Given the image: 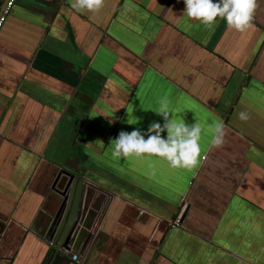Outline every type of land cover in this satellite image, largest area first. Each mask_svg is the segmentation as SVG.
I'll return each mask as SVG.
<instances>
[{"label": "crops", "instance_id": "0c3cea01", "mask_svg": "<svg viewBox=\"0 0 264 264\" xmlns=\"http://www.w3.org/2000/svg\"><path fill=\"white\" fill-rule=\"evenodd\" d=\"M258 5L239 32L190 20L184 0H105L98 12L17 0L0 30V264H264ZM165 98L174 120L202 126L200 163L113 158L121 131L147 139L163 125ZM70 179L84 187L66 243L79 262L56 248Z\"/></svg>", "mask_w": 264, "mask_h": 264}, {"label": "clouds", "instance_id": "9594fccd", "mask_svg": "<svg viewBox=\"0 0 264 264\" xmlns=\"http://www.w3.org/2000/svg\"><path fill=\"white\" fill-rule=\"evenodd\" d=\"M68 3L78 12H98L103 8L105 0H68ZM184 4V14L190 20L200 21L204 26L212 28L219 18L226 20L229 28L239 32L251 26L254 11L259 7L258 0H184ZM155 112L163 117V125L155 121L150 123L147 139L140 129L121 131L111 141L114 142L112 157L157 156L165 159L172 168L196 167L200 163L202 126L197 122L189 125L185 121L174 120L167 98L160 101L159 110ZM238 117L242 121L251 118L243 111L238 113ZM165 130L166 138L161 135ZM224 136V126L218 123L211 140L212 146H222L225 142Z\"/></svg>", "mask_w": 264, "mask_h": 264}, {"label": "water", "instance_id": "95a60500", "mask_svg": "<svg viewBox=\"0 0 264 264\" xmlns=\"http://www.w3.org/2000/svg\"><path fill=\"white\" fill-rule=\"evenodd\" d=\"M71 187V188H70ZM63 191L64 200L60 206L58 214L55 217V227L59 233V241L57 240L56 248H60L63 245H67L71 240L77 221L78 213L81 206V198L83 194L82 182L78 180L70 179ZM71 191L69 192V190ZM64 215V216H63ZM58 223V224H56Z\"/></svg>", "mask_w": 264, "mask_h": 264}, {"label": "built area", "instance_id": "2783aa9c", "mask_svg": "<svg viewBox=\"0 0 264 264\" xmlns=\"http://www.w3.org/2000/svg\"><path fill=\"white\" fill-rule=\"evenodd\" d=\"M17 0H6L5 6L3 8L2 13L0 14V30L5 24L7 16L11 13L13 10ZM175 225L180 224V220H175L174 221ZM50 244L53 245L54 241H50ZM64 250V253L68 254L71 256L72 260L74 261H80V254L78 252H75L73 245L68 244L62 248Z\"/></svg>", "mask_w": 264, "mask_h": 264}]
</instances>
